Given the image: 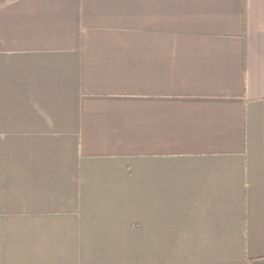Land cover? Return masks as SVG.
<instances>
[{"label": "crops", "instance_id": "0c3cea01", "mask_svg": "<svg viewBox=\"0 0 264 264\" xmlns=\"http://www.w3.org/2000/svg\"><path fill=\"white\" fill-rule=\"evenodd\" d=\"M0 264H264V0H0Z\"/></svg>", "mask_w": 264, "mask_h": 264}]
</instances>
